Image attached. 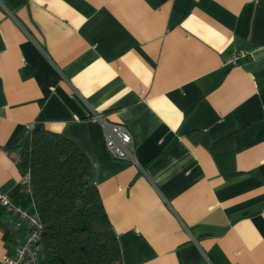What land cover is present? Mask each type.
Listing matches in <instances>:
<instances>
[{"label": "crops", "instance_id": "0c3cea01", "mask_svg": "<svg viewBox=\"0 0 264 264\" xmlns=\"http://www.w3.org/2000/svg\"><path fill=\"white\" fill-rule=\"evenodd\" d=\"M94 112L128 127L142 168ZM35 127L89 156L123 264H264V0H0V195L29 212ZM225 136L218 156L203 142ZM17 218L0 206V264Z\"/></svg>", "mask_w": 264, "mask_h": 264}, {"label": "trees", "instance_id": "16d2710c", "mask_svg": "<svg viewBox=\"0 0 264 264\" xmlns=\"http://www.w3.org/2000/svg\"><path fill=\"white\" fill-rule=\"evenodd\" d=\"M229 138L202 140L218 156L217 143ZM18 150V167L22 176L30 172L29 194L43 223L41 264H123L91 160L78 144L62 133L35 127ZM224 153L229 167L223 169L235 175L233 148Z\"/></svg>", "mask_w": 264, "mask_h": 264}, {"label": "built area", "instance_id": "2783aa9c", "mask_svg": "<svg viewBox=\"0 0 264 264\" xmlns=\"http://www.w3.org/2000/svg\"><path fill=\"white\" fill-rule=\"evenodd\" d=\"M238 54H233L229 62L237 60ZM93 118L102 122L104 127L105 142L111 155L117 159L129 160L142 168L133 145L131 131L122 123L105 120L100 112H94ZM32 127L35 124L31 125ZM30 172L23 174L20 180L21 191L30 193ZM0 206L7 208L14 216H18L16 225L23 222L28 225V234L19 246L15 257H5L1 264H41L39 254V240L41 238L43 223L37 211L29 212L12 202L6 195H0Z\"/></svg>", "mask_w": 264, "mask_h": 264}]
</instances>
